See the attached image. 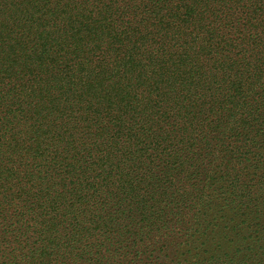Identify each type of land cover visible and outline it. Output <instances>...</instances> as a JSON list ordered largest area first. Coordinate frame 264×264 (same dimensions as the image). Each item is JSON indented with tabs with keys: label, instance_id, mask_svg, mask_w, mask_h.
I'll use <instances>...</instances> for the list:
<instances>
[{
	"label": "trees",
	"instance_id": "trees-1",
	"mask_svg": "<svg viewBox=\"0 0 264 264\" xmlns=\"http://www.w3.org/2000/svg\"><path fill=\"white\" fill-rule=\"evenodd\" d=\"M0 264H264V0H0Z\"/></svg>",
	"mask_w": 264,
	"mask_h": 264
}]
</instances>
